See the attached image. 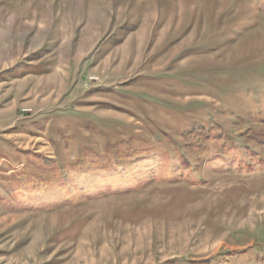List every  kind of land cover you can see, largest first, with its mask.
<instances>
[{"label":"rangeland","instance_id":"1","mask_svg":"<svg viewBox=\"0 0 264 264\" xmlns=\"http://www.w3.org/2000/svg\"><path fill=\"white\" fill-rule=\"evenodd\" d=\"M0 264H264V0H0Z\"/></svg>","mask_w":264,"mask_h":264}]
</instances>
